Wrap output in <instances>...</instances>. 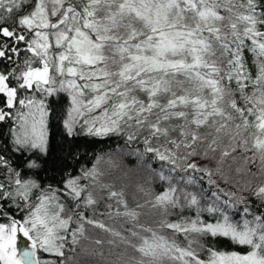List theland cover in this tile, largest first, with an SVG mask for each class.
<instances>
[{
  "label": "snow or ice",
  "instance_id": "6c2138e0",
  "mask_svg": "<svg viewBox=\"0 0 264 264\" xmlns=\"http://www.w3.org/2000/svg\"><path fill=\"white\" fill-rule=\"evenodd\" d=\"M0 264H264V0H0Z\"/></svg>",
  "mask_w": 264,
  "mask_h": 264
}]
</instances>
